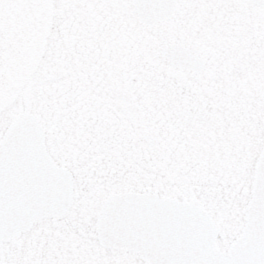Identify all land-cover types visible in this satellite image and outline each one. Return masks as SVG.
Here are the masks:
<instances>
[{
  "label": "snow or ice",
  "instance_id": "obj_1",
  "mask_svg": "<svg viewBox=\"0 0 264 264\" xmlns=\"http://www.w3.org/2000/svg\"><path fill=\"white\" fill-rule=\"evenodd\" d=\"M0 264H264V0H0Z\"/></svg>",
  "mask_w": 264,
  "mask_h": 264
}]
</instances>
